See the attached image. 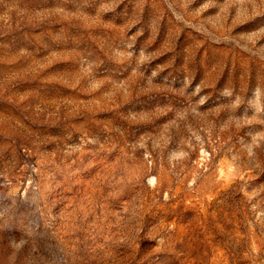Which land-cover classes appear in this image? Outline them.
Segmentation results:
<instances>
[{
	"label": "rangeland",
	"instance_id": "374dc122",
	"mask_svg": "<svg viewBox=\"0 0 264 264\" xmlns=\"http://www.w3.org/2000/svg\"><path fill=\"white\" fill-rule=\"evenodd\" d=\"M0 264H264V0H0Z\"/></svg>",
	"mask_w": 264,
	"mask_h": 264
}]
</instances>
